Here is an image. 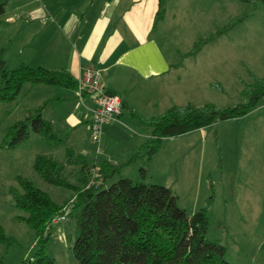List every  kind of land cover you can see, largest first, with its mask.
<instances>
[{
  "label": "rangeland",
  "instance_id": "374dc122",
  "mask_svg": "<svg viewBox=\"0 0 264 264\" xmlns=\"http://www.w3.org/2000/svg\"><path fill=\"white\" fill-rule=\"evenodd\" d=\"M207 3L208 7L201 8L198 15L178 16L174 21L168 16L165 24L172 23L173 30L168 31L165 40L167 45L191 46L197 48L195 50L209 45L231 49L228 58H217L213 64L207 63V53L201 54L204 57L198 61L202 67L208 64L213 70L211 75L217 79L212 81L221 84L212 85L216 97L212 94L206 98V93H202L199 99L203 100L195 105L211 103L224 108L244 102V86L255 82V79L264 78V6L260 0H208ZM31 38L24 34L14 36L11 47L4 54V58L9 57V68L20 65L17 60L20 54L18 49L23 48L22 53L26 54ZM201 69L207 71V67ZM224 69L229 70L225 75ZM41 86L52 90L58 85L27 82L15 99L0 101V226L7 236L0 241V264H22L42 244L57 264H80L73 254L78 234L75 217L67 213L66 219L53 221L46 230L49 237L42 242L23 219L27 213L15 207L14 192L21 190L20 177L33 180L58 204L73 194L72 188L48 183L35 171L37 155H51L63 163L68 181L74 185L80 183V164L67 163L69 150H72L75 160L83 156L90 164L97 157L103 158V148L102 153L97 154L90 132L86 135L83 131L84 124L72 123V127H69V124H63L59 119L53 124L64 137L63 142L50 145L41 133L30 126L25 140L8 145L9 128L25 119L29 112L42 107L43 117L49 119L62 108L58 103L53 104L51 99L46 100L49 94ZM203 86L201 83L200 87ZM130 95L132 97V93ZM133 97L138 111L149 117L157 118L173 106L165 94H162L161 99L156 98V103L152 105L136 100L139 96L134 93ZM262 99L264 96L252 111L258 109ZM88 104L92 106V103ZM75 111L83 118L88 112L82 107H77ZM128 114L129 110L125 109L124 116ZM228 123L224 120L203 127L199 132L169 137L166 141L164 139L159 149V152L164 150L160 160L164 159V155L174 160L169 167L171 169L174 165L177 169L175 173L180 174L179 180L155 182L160 180L158 157L157 164L148 169V180L145 183L168 185L177 195L179 206L190 214L207 207V239L225 247V258L230 263L264 264V142L260 145H245L229 137L223 138V128ZM148 125L145 126L151 127ZM244 137L241 136V140ZM174 145H182V151H172L170 148ZM122 148L119 151L123 154ZM181 154L182 158H179ZM139 168L135 172V169L122 166L120 175H130L137 179ZM118 176L110 177L108 184Z\"/></svg>",
  "mask_w": 264,
  "mask_h": 264
},
{
  "label": "crops",
  "instance_id": "0c3cea01",
  "mask_svg": "<svg viewBox=\"0 0 264 264\" xmlns=\"http://www.w3.org/2000/svg\"><path fill=\"white\" fill-rule=\"evenodd\" d=\"M207 1L0 0L4 5V12L0 14V45L5 48V54L14 36L30 35L32 38L26 54L22 53L23 48L18 49L20 54L17 60L20 65L67 70L76 81L87 70H99L104 89L121 96L124 106L119 120L103 127L100 143L103 158L97 157L93 164L87 163L97 170L104 161L120 165L121 168L135 169V172L140 166L137 179L130 175L125 177L145 183L148 169L157 164L159 157L160 180L155 182L165 183V179L175 182L179 180L180 174L175 173L177 169L174 165L171 169L169 167L173 159L169 160L164 155V159L160 160L164 150H158L152 158L143 153L136 155L151 137V127L145 126L148 125L145 120L154 116L149 117L138 111L132 100L133 93L139 96L136 100L151 105L156 103V98L161 99L162 94H165V98L169 97L168 102L173 105H195L203 100L199 99L202 93H206V98L215 93L212 85L221 83L212 81L217 79L211 75L213 70L208 64H213L217 58H228L231 49L209 45L195 50L197 48L191 46L167 45L165 40L168 31L173 30L172 23L165 24L168 16L174 21L178 16L198 15L201 8L208 7ZM160 4L163 15L158 17ZM204 53L208 54V64L203 66L207 67V71L198 64ZM4 61L8 66L9 57H5ZM224 70L223 75L229 71ZM201 83L204 84L202 88ZM41 87L49 94L46 100L51 99L53 104L58 103L62 107L48 120L55 123L59 119L63 124H69V127H72V123H82L85 125L83 131L88 135L91 114L79 104L75 90L62 86H55L52 90ZM261 101L257 110L227 120L229 123L223 128V138L229 137L245 145L262 144L264 99ZM77 107L88 111L84 118L75 113ZM125 109L129 110L127 116H124ZM241 136L245 137L241 140ZM121 146L123 154L119 151ZM182 148V145H174L170 149L176 152L182 151ZM179 158H182V154Z\"/></svg>",
  "mask_w": 264,
  "mask_h": 264
},
{
  "label": "trees",
  "instance_id": "16d2710c",
  "mask_svg": "<svg viewBox=\"0 0 264 264\" xmlns=\"http://www.w3.org/2000/svg\"><path fill=\"white\" fill-rule=\"evenodd\" d=\"M260 1L264 6V0ZM3 6L0 3V14L4 12ZM162 14L161 6L158 17ZM4 52L0 45V101L15 99L27 82L74 90L77 87V81L67 70L27 64L9 68ZM243 95L246 100L237 105L224 108L211 103L173 105L159 117L145 120L152 127L151 137L136 155L143 153L152 158L164 139L248 114L264 96V78L246 84ZM42 109L29 112L25 119L9 128L8 145L25 140L30 126L50 145L64 141L53 122L43 117ZM68 155L69 165L80 164L79 185L68 181L64 164L51 155L39 154L34 163L35 171L48 183L72 188L73 194L62 204L56 203L30 178L20 177L21 190L14 192L15 207L27 213L23 219L42 242L49 237L48 226L71 205L68 214L75 217L78 227L73 254L80 264H232L225 258V247L207 239V207L190 214L179 206L177 195L165 185L124 177L120 175V165L110 161H104L97 170L83 156L75 160L72 150ZM117 174L118 178L107 184ZM6 238L0 226V241ZM22 264L57 262L42 244Z\"/></svg>",
  "mask_w": 264,
  "mask_h": 264
},
{
  "label": "built area",
  "instance_id": "2783aa9c",
  "mask_svg": "<svg viewBox=\"0 0 264 264\" xmlns=\"http://www.w3.org/2000/svg\"><path fill=\"white\" fill-rule=\"evenodd\" d=\"M75 95L79 104L90 111V137L96 144L97 154H100L103 127L105 124L119 120L122 112V98L104 89L99 70H87L78 78ZM88 102L92 103V106H89ZM69 210V207H65L64 213L54 222L66 219Z\"/></svg>",
  "mask_w": 264,
  "mask_h": 264
}]
</instances>
